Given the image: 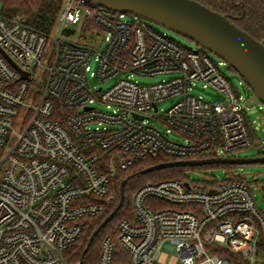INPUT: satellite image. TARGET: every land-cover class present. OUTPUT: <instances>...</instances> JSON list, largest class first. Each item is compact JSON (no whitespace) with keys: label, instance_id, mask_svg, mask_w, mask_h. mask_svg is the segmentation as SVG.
Masks as SVG:
<instances>
[{"label":"built area","instance_id":"1","mask_svg":"<svg viewBox=\"0 0 264 264\" xmlns=\"http://www.w3.org/2000/svg\"><path fill=\"white\" fill-rule=\"evenodd\" d=\"M225 66L85 0H64L49 32L0 12V264H67L84 219L112 199L117 169L159 153L206 159L251 146L250 95ZM160 73L170 76L134 79ZM196 83L214 98L192 94ZM130 204L98 264H157L162 250L174 264H264V214L240 174L147 180Z\"/></svg>","mask_w":264,"mask_h":264},{"label":"water","instance_id":"2","mask_svg":"<svg viewBox=\"0 0 264 264\" xmlns=\"http://www.w3.org/2000/svg\"><path fill=\"white\" fill-rule=\"evenodd\" d=\"M113 12L136 15L146 21L163 26L195 42L201 48L223 59L238 73L251 89L247 106L264 104V43L258 41L229 21L224 15L196 0H85ZM189 48V46H186ZM5 55V54H4ZM6 56V55H5ZM6 58L16 66L7 56ZM25 75V74H24ZM257 153L264 146L256 147ZM264 163V154L254 157H213L206 159L171 160L147 167L136 174L177 166L205 164ZM131 176L124 178L119 187V201L90 235L77 264L89 250L93 239L116 215L124 202V187Z\"/></svg>","mask_w":264,"mask_h":264},{"label":"trees","instance_id":"3","mask_svg":"<svg viewBox=\"0 0 264 264\" xmlns=\"http://www.w3.org/2000/svg\"><path fill=\"white\" fill-rule=\"evenodd\" d=\"M196 1L224 15L237 27L247 32L258 41L264 43V0ZM63 3L64 0H0V12L6 16H20L29 26L43 32H49L57 19L59 10ZM231 70L234 71L232 68ZM171 160V157L159 153L155 156H147L145 159L128 167L127 169H117L112 182V199L104 202V208L101 213L84 219L86 228L83 234L76 241L73 247L68 249L65 253L67 256V264L78 263L81 252L87 244L90 235L118 203L121 181L124 178L131 176L124 187L125 197L122 207L95 236L89 250L83 258L82 264H98V255L102 239L107 235H111L113 238H116L118 234L117 226L119 221L124 217L130 218L132 215L130 201L134 190L137 188L134 183V177L138 175L136 173L155 164ZM236 166L238 165L205 164L201 166H177L156 169L148 174H157V180L172 179L182 178L185 170L188 169L223 168L227 173H230V170Z\"/></svg>","mask_w":264,"mask_h":264},{"label":"rangeland","instance_id":"4","mask_svg":"<svg viewBox=\"0 0 264 264\" xmlns=\"http://www.w3.org/2000/svg\"><path fill=\"white\" fill-rule=\"evenodd\" d=\"M131 19V17H128ZM149 25L160 33H164L168 37L172 38L173 40L184 44L186 46L191 47L195 50H200L210 56L213 60L217 59V56L212 54L211 52L206 51L205 49L201 48L195 42L191 41L188 38H185L163 26L154 24L149 22ZM223 73L228 77L232 84H238L239 81H242L240 84V90L246 96L251 94V89L247 86L241 78V76L232 71L231 67L225 66L223 68ZM170 76L169 73H160L155 74L153 76H140L134 75V79H136L141 84H152L161 81L162 79L168 78ZM116 79L111 78L103 82V87L107 88L115 82ZM33 83V82H32ZM34 84V83H33ZM191 93L194 95H200L206 99L214 98L215 92L210 88H203L201 83H196L195 87L191 90ZM174 98H169L163 101L158 102L157 106L159 109H166L168 108L173 102ZM261 105L262 108L259 109L258 106ZM243 112L246 117V120L249 123L250 129L254 135L253 137V144L251 146L240 148L230 154L231 157H254L258 155L256 151L257 142L260 138L264 137V104L258 103L252 106H247L243 103ZM170 138L182 141L183 138L181 136L170 134ZM149 173V172H148ZM138 174L134 177L135 186H139L142 183L146 182L147 180H157V174ZM230 173L240 174L242 178L248 181L250 189L254 194L256 205L258 210L264 214V163H246L240 164L230 170ZM227 174L226 170L223 168H212V169H188L185 170L183 177H190L196 181H207L210 178H217L221 179ZM176 262L175 256L166 250H162L160 255L157 259V264H174Z\"/></svg>","mask_w":264,"mask_h":264},{"label":"flooded vegetation","instance_id":"5","mask_svg":"<svg viewBox=\"0 0 264 264\" xmlns=\"http://www.w3.org/2000/svg\"><path fill=\"white\" fill-rule=\"evenodd\" d=\"M262 154H264V152L258 153V155H262Z\"/></svg>","mask_w":264,"mask_h":264}]
</instances>
